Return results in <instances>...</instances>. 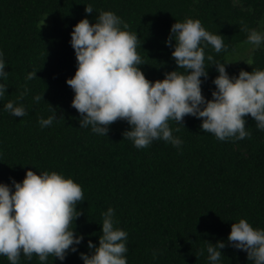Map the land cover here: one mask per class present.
Segmentation results:
<instances>
[{"label":"trees","instance_id":"16d2710c","mask_svg":"<svg viewBox=\"0 0 264 264\" xmlns=\"http://www.w3.org/2000/svg\"><path fill=\"white\" fill-rule=\"evenodd\" d=\"M85 5L94 11L87 14ZM102 10L116 13L138 33L141 70L153 82L179 70L174 47L165 44L176 21L199 19L206 30L223 36L226 53L216 54L211 46L205 51L224 63L248 44L241 22L259 30L264 21V0H0V50L8 72L7 80H0L8 88L0 99V183L22 182L32 170L56 171L82 186L77 210L83 214L72 227L84 241L63 262L49 256L47 264H83L79 254H90L89 241L99 246L102 213L109 207L116 226L128 233V264H208L201 250L206 242H227L233 222L243 218L264 228V131L249 114L251 137L221 142L189 115L173 132L184 142L180 149L163 140L137 149L124 140L131 130L124 120L114 122L108 136L81 128L66 83L77 70L71 32L84 18L95 23ZM206 68L202 94L211 100L218 72L207 62ZM254 68L264 69V44L250 58L226 65L230 76ZM33 69L37 78L26 80ZM21 94L27 115L17 118L3 107ZM54 113L57 120L42 128L39 119ZM221 251V264H251L244 251L230 245ZM0 264L10 262L0 255ZM19 264L40 262L35 254L30 261L22 255Z\"/></svg>","mask_w":264,"mask_h":264},{"label":"clouds","instance_id":"9594fccd","mask_svg":"<svg viewBox=\"0 0 264 264\" xmlns=\"http://www.w3.org/2000/svg\"><path fill=\"white\" fill-rule=\"evenodd\" d=\"M93 11L91 5H85L87 14ZM240 31L247 33L246 43L253 50L264 44V32L243 22ZM70 44L77 61L74 77L66 81L74 92L71 107L80 115L81 128H90L93 134L108 136L110 126L124 120L131 128L123 133L124 140L135 148L144 149L163 140L180 149L184 142L173 132L180 131L189 115L202 120L201 130L221 142L250 138L251 132L246 130L249 114L256 128L264 131V69H241L238 76H230L226 70L230 63L205 51L211 46L216 54L226 53L224 37L206 30L199 19L186 18L172 25L165 44L174 47L172 57L179 70L165 73L163 80L155 82L141 70L138 33L112 11H100L95 23L87 18L78 22ZM206 62L218 72L212 81L215 90L211 100L202 94V84L209 78ZM5 68L0 50V80L4 81L8 77ZM34 78L35 69L25 77ZM6 92V84L0 83V99ZM40 99L34 97L36 102ZM22 100L23 94L5 103L3 110L17 118L26 116ZM56 120L54 113L41 117L38 123L47 128ZM170 121L176 123L175 129ZM10 180L11 184L0 183V255L10 264H19L22 255L30 261L35 254L40 264H47L49 256L63 262L69 252H78L84 236L77 234L72 224L83 214L77 210L84 200L82 186L56 171H40L38 175L28 170L22 182ZM116 224L115 210L109 207L102 213L99 246L89 241L90 254H79L83 264H128V233ZM229 245L247 253L251 264H264V228H254L241 218L231 224L227 242H206L201 255L206 251L208 264H221V250Z\"/></svg>","mask_w":264,"mask_h":264},{"label":"rangeland","instance_id":"374dc122","mask_svg":"<svg viewBox=\"0 0 264 264\" xmlns=\"http://www.w3.org/2000/svg\"><path fill=\"white\" fill-rule=\"evenodd\" d=\"M258 31L264 32V21L260 25V29ZM255 50H257V49H255ZM255 50H253V46L251 44H245L244 46H242L240 48V50L236 53V55L228 61V63H230L229 65L235 66L236 64L240 63L241 61H244V60L250 58V56L252 55V53Z\"/></svg>","mask_w":264,"mask_h":264}]
</instances>
